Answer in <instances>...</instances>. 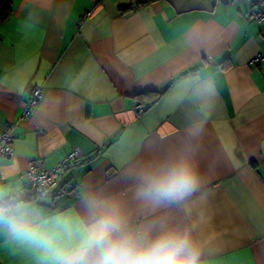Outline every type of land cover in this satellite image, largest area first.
<instances>
[{"label": "crops", "instance_id": "0c3cea01", "mask_svg": "<svg viewBox=\"0 0 264 264\" xmlns=\"http://www.w3.org/2000/svg\"><path fill=\"white\" fill-rule=\"evenodd\" d=\"M143 2L13 0L0 24V131L15 124L0 202L58 219L46 227L81 264L103 260V244L87 239L100 219L90 196L116 206L139 243L178 229L200 264H264V63L251 61L264 25L249 0L183 13ZM36 85L40 104L20 120ZM149 91L162 93L151 103ZM72 148L82 158L60 176L68 192L27 202L29 164L50 169ZM182 156L199 180L190 195L158 207L137 195L144 172ZM0 264L56 262L0 223Z\"/></svg>", "mask_w": 264, "mask_h": 264}, {"label": "clouds", "instance_id": "9594fccd", "mask_svg": "<svg viewBox=\"0 0 264 264\" xmlns=\"http://www.w3.org/2000/svg\"><path fill=\"white\" fill-rule=\"evenodd\" d=\"M137 195L153 207L165 201L175 202L190 195L198 185V176L187 157L164 163L141 176ZM88 204L99 221L89 230L87 239L103 244L101 264H200V252L192 244L186 231L166 229L149 242L139 243L124 232L122 217L116 206L105 200L89 197ZM0 223H4L13 237L51 257L56 264H81L77 251L61 247L46 225L59 224L39 213L23 209H9L0 205ZM85 264H95L87 261Z\"/></svg>", "mask_w": 264, "mask_h": 264}, {"label": "built area", "instance_id": "2783aa9c", "mask_svg": "<svg viewBox=\"0 0 264 264\" xmlns=\"http://www.w3.org/2000/svg\"><path fill=\"white\" fill-rule=\"evenodd\" d=\"M235 0H230L233 2ZM253 11L251 19L264 25V0H249ZM90 16L89 11L83 12L77 20V29H81L84 22ZM253 63H264V53L256 54L252 60ZM42 97V87L36 85L32 88L29 98L25 101L20 120L30 115L40 104ZM134 110L140 112V105H136ZM15 124L9 123L0 131V161L13 154V130ZM82 153L78 148H72L66 156L52 166L50 169H44L34 163L29 164L25 172L26 189L32 192H43L50 190L54 194L60 195L68 192V188L60 183V176L67 168L74 163L80 162Z\"/></svg>", "mask_w": 264, "mask_h": 264}, {"label": "trees", "instance_id": "16d2710c", "mask_svg": "<svg viewBox=\"0 0 264 264\" xmlns=\"http://www.w3.org/2000/svg\"><path fill=\"white\" fill-rule=\"evenodd\" d=\"M155 0H145V2L140 3V4H147L150 2H153ZM12 8H13V0H0V24L4 23L12 14ZM132 8L130 6H126V7H121V12L122 13H127L129 11H131ZM149 94L152 95V101L151 103H154L159 96L161 95L162 92H158V91H149L147 92ZM144 111V108L143 110ZM28 191L29 197L26 199L27 202L32 201L38 194V192H32V191ZM11 200L5 199L3 201L0 202V205L4 206V205H8L10 204Z\"/></svg>", "mask_w": 264, "mask_h": 264}, {"label": "water", "instance_id": "95a60500", "mask_svg": "<svg viewBox=\"0 0 264 264\" xmlns=\"http://www.w3.org/2000/svg\"><path fill=\"white\" fill-rule=\"evenodd\" d=\"M177 13L192 10L213 11L217 2L228 3L230 0H166Z\"/></svg>", "mask_w": 264, "mask_h": 264}]
</instances>
